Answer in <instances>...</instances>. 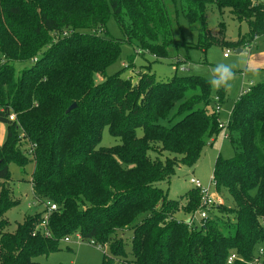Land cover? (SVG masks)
<instances>
[{
    "label": "trees",
    "instance_id": "trees-1",
    "mask_svg": "<svg viewBox=\"0 0 264 264\" xmlns=\"http://www.w3.org/2000/svg\"><path fill=\"white\" fill-rule=\"evenodd\" d=\"M175 1L200 24L204 50L242 48L264 33V8L252 0ZM211 4L246 20L249 33L228 40L222 23V35H211ZM111 18L129 42L167 55L173 26L164 0H0V122L7 125L0 179H12V163L23 174L33 163V193L45 205L9 232L4 214L20 201L1 186L0 264H41L37 257L75 233L108 245L111 256L102 264H229L233 253L231 264H264V79L236 100L227 139L234 154L218 155L214 165L210 185L229 204L205 207L194 185L171 199L161 182L171 181L180 165L194 166L222 136L212 86L194 75L160 81L143 72L138 82L107 75L125 42L97 31ZM216 94L224 101L226 88ZM173 112L174 125L161 123ZM105 127L120 144L99 146ZM48 202L57 209L50 211ZM201 210L208 216L197 228L176 216Z\"/></svg>",
    "mask_w": 264,
    "mask_h": 264
},
{
    "label": "rangeland",
    "instance_id": "rangeland-1",
    "mask_svg": "<svg viewBox=\"0 0 264 264\" xmlns=\"http://www.w3.org/2000/svg\"><path fill=\"white\" fill-rule=\"evenodd\" d=\"M164 1L173 26V35L170 37L172 42L166 48L167 55L165 57H160L158 54L151 53L148 49H143L141 43L136 39L129 42L130 39L121 30L114 18L108 21L106 28L100 27L99 30H97L105 37L125 39L122 45V54L119 60L108 68L107 75L121 73L124 78H130L133 82H138L140 74L143 72H152L160 81H169L175 74L180 76H203L209 80L213 68L217 64H232L234 65L235 78L229 81L226 87V100H221L223 104L222 111L219 114L220 119H228V114L233 110L236 100L251 86L249 85V80H243L241 75L242 71L246 68L250 50L248 49L238 53L235 48H229L231 50V56L225 58L224 52L228 48L221 44H214L206 48V50L201 46L198 47V44L203 45L204 41L203 39L202 42L199 43L200 24L191 23L181 7V4L177 1ZM207 16L208 31L213 36L219 37L222 35V23L225 24L226 30L224 35L228 40L236 41L243 38L245 34L250 31L248 22L246 20L240 21L230 9L221 12L216 5L211 4L208 8ZM67 31L70 33L71 30ZM67 35L68 34L65 33V36ZM244 47H249V45L245 44ZM256 49L253 51L251 50L252 53H254ZM260 73L259 76H264V70ZM262 80L261 78V81ZM96 81L102 82L103 77L101 75L96 76ZM253 84H256V82ZM220 88L212 87L211 96H215ZM174 114L176 113L173 112L171 115L172 117L167 120H161V123L169 127L174 125L177 120H179V118H173ZM138 133L141 135L143 132L140 129ZM6 135L7 125L0 122V141L3 140ZM120 143L121 139L113 136L108 127H105L103 139L99 146L111 147ZM22 149L25 151L24 147ZM25 152L29 154L28 150ZM220 154L225 158H230L234 154L232 143L223 139L221 135L213 145H207L205 147L201 158L194 166L180 165L176 174L171 178V181L161 182L160 185L168 192L171 199L180 198L183 194L188 192V190L192 189L194 186L190 179L193 177L200 179L204 185H210L216 158ZM29 157L31 156L29 155ZM10 168L12 179L9 181L0 179V190L1 186L5 184L7 187L12 188L13 193L11 196L15 200L20 201L19 205L6 211L4 214V218L10 223L7 230L9 232H14L18 224L22 222L27 215L34 214L38 210H43L45 205L38 204V200L33 193L32 184L30 182L31 173L34 170L33 163L28 166L26 174H23L19 166L14 163L11 164ZM211 190H215L213 185H211ZM222 198L224 200L222 204H229V199L224 196H222ZM191 215L192 214L185 215L182 212L176 214L177 218L180 220H185L188 217L191 218L194 216ZM133 234V229H128L124 232V238L127 242H131ZM68 237H70V242H66L64 239L61 240L58 250L48 255L39 256L36 260L41 264H102L105 255L111 256L108 245L105 247L92 245V242L89 243L79 239L77 233L70 234Z\"/></svg>",
    "mask_w": 264,
    "mask_h": 264
},
{
    "label": "built area",
    "instance_id": "built-area-1",
    "mask_svg": "<svg viewBox=\"0 0 264 264\" xmlns=\"http://www.w3.org/2000/svg\"><path fill=\"white\" fill-rule=\"evenodd\" d=\"M253 4H259L261 5L263 8H264V0H253ZM231 55V50L230 49H227L225 52H224V56L225 57H228ZM214 101H215V111L220 114L221 111H222V103H221V99H220V96L218 94H216L214 96ZM232 116V111L228 114V119L226 120H223V119H218V122H219V127L222 129V137L223 139L227 140L229 138V125H230V118ZM10 119L11 120H16V114L12 113L10 115ZM35 145H32L30 151H29V154H33V149H34ZM191 183L199 188L201 190V193H202V196H203V204L205 207L207 208H210L212 207L213 205L215 204H222V202H224L222 196L220 194H218L215 190L212 191L211 190V185H204L203 182L198 179V178H191ZM214 185V184H213ZM47 206L49 207V210H55L57 209V205L56 204H53V203H50L48 202L47 203ZM207 211L206 210H201L197 215L189 218L187 220V224L190 226V227H201V225H204L206 224V218H207ZM47 225V220H44L41 227L44 228V231H45V235L46 236H51V233L50 231L47 229L46 227ZM263 226H264V222H263ZM77 237L79 239L82 240V237L79 233H77ZM66 242H70V237H66L64 239ZM92 243L94 244V241H92ZM262 252V251H261ZM238 256L236 254H231L229 256V259H228V263L231 264L232 262H234V260L237 258Z\"/></svg>",
    "mask_w": 264,
    "mask_h": 264
},
{
    "label": "crops",
    "instance_id": "crops-1",
    "mask_svg": "<svg viewBox=\"0 0 264 264\" xmlns=\"http://www.w3.org/2000/svg\"><path fill=\"white\" fill-rule=\"evenodd\" d=\"M251 44H248L249 47L238 48V49H242V52H244V50H248V49L250 50V55L248 58V62L246 64V68L245 70L242 71V74H241L243 80H249V85H252L254 82L257 83L261 81V78L264 79V76L262 77L259 76L261 74L260 72L264 70V33L261 36L256 37L255 40L252 41ZM254 49H256V51L252 53ZM230 56L228 57L224 56V57L229 58ZM252 69H255V71H253ZM226 94H227V88H226ZM225 100H226V96H225L224 101ZM5 138L0 141V144H2L5 141Z\"/></svg>",
    "mask_w": 264,
    "mask_h": 264
},
{
    "label": "clouds",
    "instance_id": "clouds-1",
    "mask_svg": "<svg viewBox=\"0 0 264 264\" xmlns=\"http://www.w3.org/2000/svg\"><path fill=\"white\" fill-rule=\"evenodd\" d=\"M199 69V66L197 65ZM255 71V69H252ZM235 78L234 65L219 63L213 68L209 83L214 88L227 87L229 81Z\"/></svg>",
    "mask_w": 264,
    "mask_h": 264
},
{
    "label": "water",
    "instance_id": "water-1",
    "mask_svg": "<svg viewBox=\"0 0 264 264\" xmlns=\"http://www.w3.org/2000/svg\"><path fill=\"white\" fill-rule=\"evenodd\" d=\"M236 52L240 53V52H242V49H236ZM75 107H76V103L72 104V105L69 107L68 111H71V110L74 109Z\"/></svg>",
    "mask_w": 264,
    "mask_h": 264
}]
</instances>
